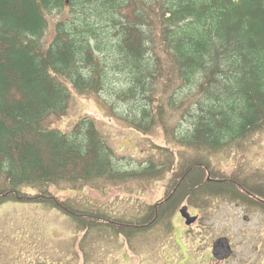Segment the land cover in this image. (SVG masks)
<instances>
[{
	"label": "trees",
	"instance_id": "1",
	"mask_svg": "<svg viewBox=\"0 0 264 264\" xmlns=\"http://www.w3.org/2000/svg\"><path fill=\"white\" fill-rule=\"evenodd\" d=\"M65 4L70 15L55 24L44 47L45 14L59 13ZM154 43L179 81L167 104L178 107L184 88L196 95L182 110L180 120L188 124L174 140L219 148L264 126V0H0V205L43 203L86 229L104 225L121 234L151 227L179 204L198 200L200 191L257 199L259 190H239L234 178L207 181L205 171L217 179L226 174L198 162L172 172L162 196L138 220L78 210L48 189L62 180L143 174L115 169V153L91 117H80L67 132L43 120L62 114L71 92L108 90L129 105L125 120L148 131L154 112L165 111L162 104L144 105L157 79L156 64L148 59ZM115 69L128 80L118 91L112 88ZM23 185L39 190H21Z\"/></svg>",
	"mask_w": 264,
	"mask_h": 264
},
{
	"label": "rangeland",
	"instance_id": "2",
	"mask_svg": "<svg viewBox=\"0 0 264 264\" xmlns=\"http://www.w3.org/2000/svg\"><path fill=\"white\" fill-rule=\"evenodd\" d=\"M68 8L65 4L59 13L45 14L44 47L54 37L55 24L70 15ZM151 31L156 38L157 23H152ZM149 53L148 59L156 64L157 79L145 94H151V102L145 99L144 105L154 109L162 104L165 111L163 108L160 115L154 112L151 117L155 121L148 131L139 132L125 120L129 105L108 90L71 92L67 109L43 120V125L67 132L80 117H91L115 153V169L130 173L142 170L143 174L62 180L48 189L78 210L138 220L162 196L172 172L180 173L200 162L259 190V201L201 193L198 200H185L151 227L121 234L104 225L86 229L70 215L43 203L8 201L0 205V264H264V126L219 148L178 143L174 138L188 124L187 119L180 120L182 110L195 101L196 95L184 88L180 105H168L166 97L179 89V81L173 78L169 58L164 57L158 43ZM115 73L112 88L118 91L128 80L125 72L115 69ZM182 205H189L188 211L198 214L194 225L182 224ZM219 237H226L232 248L231 257L224 262L211 255L212 244Z\"/></svg>",
	"mask_w": 264,
	"mask_h": 264
},
{
	"label": "water",
	"instance_id": "3",
	"mask_svg": "<svg viewBox=\"0 0 264 264\" xmlns=\"http://www.w3.org/2000/svg\"><path fill=\"white\" fill-rule=\"evenodd\" d=\"M179 212L181 216L185 218L186 225H190L197 219V216H190V214L187 212L186 206H182ZM244 219H247V217L244 216ZM231 253L232 249L226 237H219L213 242L211 248V255L216 260H226L231 255Z\"/></svg>",
	"mask_w": 264,
	"mask_h": 264
},
{
	"label": "flooded vegetation",
	"instance_id": "4",
	"mask_svg": "<svg viewBox=\"0 0 264 264\" xmlns=\"http://www.w3.org/2000/svg\"><path fill=\"white\" fill-rule=\"evenodd\" d=\"M197 164H199V165H201L203 168H204V170H205V167H206V165H204V164H202V163H200V162H198ZM210 168H211V166L210 165H208ZM205 173H206V180L207 181H225V180H228V178L227 179H217V178H212V177H210V175H209V173L208 172H206L205 171ZM209 177V178H208ZM208 178V179H207ZM231 180V179H230ZM229 180V181H230ZM234 181V180H233ZM235 183H237V184H239L237 181H235ZM240 186V188H239V190L241 189V190H243V191H245L246 192V190L245 189H243L244 188V185H242V184H239ZM238 189H237V192L239 193L240 191H239ZM202 192L200 191L199 192V194H201ZM257 199H255V200H258L259 201V199H258V196L256 197ZM158 203V202H157ZM155 204V203H154ZM183 206V205H182ZM187 206V211H188V208H189V205H186ZM188 213L190 214V216H197V219L193 222V223H191L190 225H186L185 224V218H182V216H181V214L179 213V216H181V222H182V224H184L186 227H189V226H191V225H194L196 222H197V220H198V214H196V213H192L191 211H188ZM231 257V256H230ZM228 260V259H227ZM227 260H225V261H227ZM222 262H224V261H222Z\"/></svg>",
	"mask_w": 264,
	"mask_h": 264
}]
</instances>
